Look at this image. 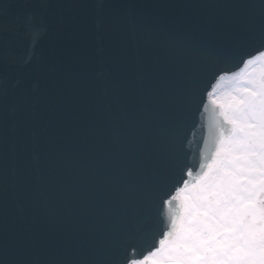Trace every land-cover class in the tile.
I'll list each match as a JSON object with an SVG mask.
<instances>
[{
    "label": "water",
    "instance_id": "95a60500",
    "mask_svg": "<svg viewBox=\"0 0 264 264\" xmlns=\"http://www.w3.org/2000/svg\"><path fill=\"white\" fill-rule=\"evenodd\" d=\"M0 10V264L144 257L177 225L174 192L231 131L206 95L264 49V4L0 0ZM29 16L47 29L38 43Z\"/></svg>",
    "mask_w": 264,
    "mask_h": 264
},
{
    "label": "snow or ice",
    "instance_id": "6c2138e0",
    "mask_svg": "<svg viewBox=\"0 0 264 264\" xmlns=\"http://www.w3.org/2000/svg\"><path fill=\"white\" fill-rule=\"evenodd\" d=\"M27 26L37 43L47 30L31 16ZM227 106L235 128L231 166L222 165L185 194L161 264H264V69L251 74ZM3 163L0 152V184Z\"/></svg>",
    "mask_w": 264,
    "mask_h": 264
},
{
    "label": "bare ground",
    "instance_id": "6f19581e",
    "mask_svg": "<svg viewBox=\"0 0 264 264\" xmlns=\"http://www.w3.org/2000/svg\"><path fill=\"white\" fill-rule=\"evenodd\" d=\"M262 54H264V53H262ZM262 54L261 55H258L257 57H255L253 59H251L250 61H247V63L245 64V67L244 68H241L240 70H238L237 72H235V73H233L231 75L224 76L223 78H221V80L218 82V84L215 87L217 88L218 86H222V82L224 80H226V79H228V80H239V79H243L245 77H248L249 78L248 71L251 70V69L252 70L253 69H257V67L260 66V63L262 61H264V55H262ZM221 107H222L221 109H222L225 117L228 120H232L233 114H226L225 113V109H226L227 106L222 104ZM225 143L228 144L229 149L234 145V143H235V131H234V134L233 135H230L227 138L225 137L222 140V142L220 144V147L218 148V153H222V150H223V148L225 146ZM230 155H231V153H230ZM222 165L223 166H229V167L231 166V165H229L227 163H224L223 161L212 162L211 165H210V170H209L208 174H206V176L204 178L208 177L209 175H212V174L217 173L220 170V168H221ZM204 178H202L198 182V184H200L202 182V180H204ZM190 190H191L190 187L188 185H186V187H184L182 189H179L177 195L179 196V198H184L185 197V194L187 192H189ZM169 244L166 245L164 252H166L167 249L169 248V246H170ZM152 257H153V255L150 256L151 259H152ZM133 264H142V262H134Z\"/></svg>",
    "mask_w": 264,
    "mask_h": 264
},
{
    "label": "rangeland",
    "instance_id": "374dc122",
    "mask_svg": "<svg viewBox=\"0 0 264 264\" xmlns=\"http://www.w3.org/2000/svg\"><path fill=\"white\" fill-rule=\"evenodd\" d=\"M257 73L259 74V70L255 72L256 75H258ZM251 74L252 73L250 72L249 75ZM246 82V78L239 80H224L222 82V86H218L214 91L213 96L215 101L227 106L232 95L239 94V90L245 86Z\"/></svg>",
    "mask_w": 264,
    "mask_h": 264
},
{
    "label": "flooded vegetation",
    "instance_id": "af4514ba",
    "mask_svg": "<svg viewBox=\"0 0 264 264\" xmlns=\"http://www.w3.org/2000/svg\"><path fill=\"white\" fill-rule=\"evenodd\" d=\"M166 255V252H164V249H160L156 252L155 260L153 261V264H161L162 258Z\"/></svg>",
    "mask_w": 264,
    "mask_h": 264
}]
</instances>
